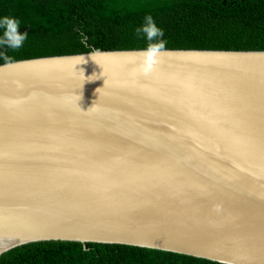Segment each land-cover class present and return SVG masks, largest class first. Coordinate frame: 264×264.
I'll use <instances>...</instances> for the list:
<instances>
[{
  "label": "water",
  "instance_id": "95a60500",
  "mask_svg": "<svg viewBox=\"0 0 264 264\" xmlns=\"http://www.w3.org/2000/svg\"><path fill=\"white\" fill-rule=\"evenodd\" d=\"M46 240L264 264V50L0 64V256Z\"/></svg>",
  "mask_w": 264,
  "mask_h": 264
},
{
  "label": "trees",
  "instance_id": "16d2710c",
  "mask_svg": "<svg viewBox=\"0 0 264 264\" xmlns=\"http://www.w3.org/2000/svg\"><path fill=\"white\" fill-rule=\"evenodd\" d=\"M98 49L264 50V0H0V64ZM46 240L0 264H225L116 243Z\"/></svg>",
  "mask_w": 264,
  "mask_h": 264
}]
</instances>
